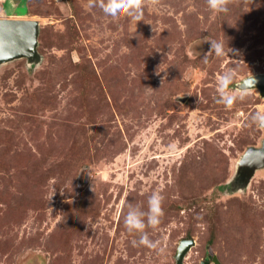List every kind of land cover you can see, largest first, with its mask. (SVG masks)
Returning <instances> with one entry per match:
<instances>
[{
	"label": "rangeland",
	"instance_id": "obj_1",
	"mask_svg": "<svg viewBox=\"0 0 264 264\" xmlns=\"http://www.w3.org/2000/svg\"><path fill=\"white\" fill-rule=\"evenodd\" d=\"M0 0L39 23L40 61L0 65V264H264V168L235 182L264 111V0H161L113 22L88 0ZM221 40L228 55L208 53ZM207 54V63L204 57ZM243 95L217 103L219 78ZM163 197L156 250L132 245L130 202ZM210 264H216L211 262Z\"/></svg>",
	"mask_w": 264,
	"mask_h": 264
},
{
	"label": "clouds",
	"instance_id": "obj_2",
	"mask_svg": "<svg viewBox=\"0 0 264 264\" xmlns=\"http://www.w3.org/2000/svg\"><path fill=\"white\" fill-rule=\"evenodd\" d=\"M209 9L216 13H228L229 5L234 0H206ZM252 3V0H249ZM161 0H88L89 8H99L102 13L110 17L113 22H118L122 18H129L136 23L144 21V11L148 6H157ZM210 49L208 53H213L217 57L228 55L231 49L225 50V44L221 40H209ZM207 63V54L204 57ZM233 81V73L225 72L219 78L217 90V103L224 104L231 108L237 100H243V95H238L230 90ZM250 123L259 130H264V111H257L250 117ZM164 197L159 192H152L147 199V210L140 205L128 203L127 212L123 215V224L130 234H138L139 238L132 240V245L144 246L150 250L159 247V241L150 238L147 229L155 230L162 222Z\"/></svg>",
	"mask_w": 264,
	"mask_h": 264
},
{
	"label": "water",
	"instance_id": "obj_3",
	"mask_svg": "<svg viewBox=\"0 0 264 264\" xmlns=\"http://www.w3.org/2000/svg\"><path fill=\"white\" fill-rule=\"evenodd\" d=\"M39 23L37 20L22 18L0 19V65L16 59L26 58L31 63L40 61L37 51ZM239 90L256 89L264 96V73L250 75L237 84ZM264 168V139L260 146H251L246 149L238 162L235 182L247 186L256 170ZM194 245V240H182L176 257L177 264L183 260ZM214 262L219 264L216 257L212 261H203L202 264Z\"/></svg>",
	"mask_w": 264,
	"mask_h": 264
},
{
	"label": "trees",
	"instance_id": "obj_4",
	"mask_svg": "<svg viewBox=\"0 0 264 264\" xmlns=\"http://www.w3.org/2000/svg\"><path fill=\"white\" fill-rule=\"evenodd\" d=\"M19 7H22V8H24V9H26V12L25 11H20V12H17V11H15V14H26L27 13V8H26V6H25V0H23V1H21L19 4H18V7L16 8V9H18Z\"/></svg>",
	"mask_w": 264,
	"mask_h": 264
},
{
	"label": "flooded vegetation",
	"instance_id": "obj_5",
	"mask_svg": "<svg viewBox=\"0 0 264 264\" xmlns=\"http://www.w3.org/2000/svg\"><path fill=\"white\" fill-rule=\"evenodd\" d=\"M21 16V15H18V17Z\"/></svg>",
	"mask_w": 264,
	"mask_h": 264
}]
</instances>
